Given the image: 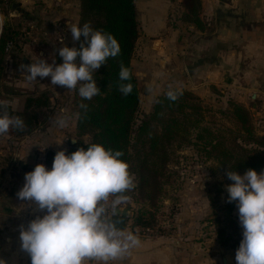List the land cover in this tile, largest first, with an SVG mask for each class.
<instances>
[{
    "label": "rangeland",
    "instance_id": "rangeland-1",
    "mask_svg": "<svg viewBox=\"0 0 264 264\" xmlns=\"http://www.w3.org/2000/svg\"><path fill=\"white\" fill-rule=\"evenodd\" d=\"M147 1L135 0L139 36L132 67L140 97L137 123L145 114L151 113L156 100L166 96L169 91L190 92L204 116L199 128H211L214 135L225 137L222 141L226 147L234 149V140H229L231 135L225 136L221 132L236 129L228 114L232 106L227 100L253 109L252 112L258 110L259 106L253 105L251 96L257 94V99L264 100L263 87L257 78L258 69L255 67L258 54L261 53L259 45L247 41L243 49L235 50L236 41L243 34H251L257 31L255 28L259 24L264 25V0H201L203 12H207L205 22L210 24L206 30L209 35H203L212 39L215 36L213 32L218 28L220 35L216 37L215 44L222 40L230 47L228 52L216 54L215 64L203 62L210 49L207 42L199 40L194 45L188 43L191 37L187 36L182 27L187 24L180 20L181 0H151L149 5ZM19 2L18 12L14 15L9 13V18L13 21L8 22L5 20L6 10L1 11L0 1V29L2 26H11L20 39L17 48L13 47L6 55L3 64L0 103L20 112L28 97L46 94L50 106L45 111L48 119L33 132L19 139L8 133L0 136V264H31L29 253L21 247L20 231L22 227L27 228L32 220L46 214V210L40 209L35 202L18 198L17 193L25 183V174L38 164H44L50 170L45 161L49 152L65 150L67 154L70 146L89 140L87 135L79 137L74 133L75 111L79 99L77 89L68 90L52 85L50 77H37V80L29 81L27 73L21 68L24 65L23 58L26 65L42 58L50 64L62 63L59 49L65 45L76 47L78 42L73 40L68 25L81 23V3L60 0L59 6L54 0ZM157 9H160L159 15L153 13ZM62 12L66 16H61ZM150 12L158 19H149L150 15L148 18L147 13ZM172 12L175 13L176 21L171 25L166 20ZM215 12L218 25L213 29L210 17ZM27 14L30 16L29 20L25 18ZM47 16L49 19L46 21ZM220 20H224L223 23ZM261 61L264 66V61ZM196 62L203 63L196 66ZM258 92H261L260 96ZM262 104L264 105V101ZM260 115V122H256L260 132L256 135L262 137L264 112ZM60 117H67L64 127L56 123ZM196 132L192 135L191 144L183 142L173 148L166 177L160 179L163 193L158 205L164 206L166 212L171 207L177 208L179 214L173 221L168 219L170 216L167 214L158 215L157 226L146 230L150 234L136 235L141 241L128 252L126 262L129 258H132L130 264H136L134 258H160L156 264H163V261L167 264L172 259L177 264H223L224 249L225 254H230L233 258L232 264H236V250L231 247L225 249L215 237L217 225L213 216L218 212L217 209L224 205L228 207L230 202L226 186L232 181L226 175V166L224 169L212 154L209 158L205 157L194 145ZM232 152L236 155L235 151ZM248 153L252 155L250 151ZM230 160L235 161L234 158ZM217 180L223 186L220 193L213 190L212 186ZM127 200L121 199L119 205L128 203ZM132 201L135 211L146 206L139 197L132 198ZM110 206L112 201L108 198L104 208ZM232 217L242 233L236 203ZM124 256L110 260L107 264H127ZM85 264L104 262L89 259Z\"/></svg>",
    "mask_w": 264,
    "mask_h": 264
},
{
    "label": "trees",
    "instance_id": "trees-1",
    "mask_svg": "<svg viewBox=\"0 0 264 264\" xmlns=\"http://www.w3.org/2000/svg\"><path fill=\"white\" fill-rule=\"evenodd\" d=\"M194 1L197 3L198 0ZM79 2L83 9L80 25L89 23L94 29H102L114 35L120 44V53L116 57L108 58L106 63L93 73L100 93L90 100H84L79 96L75 111L74 133L79 137L87 135L89 140L70 146L67 154L93 143H101L106 148L122 151V159L127 161L134 177V187L124 193L110 195L109 198L111 201L117 197L128 199L127 201L131 203L132 198L139 197L146 205L133 213L131 220L133 228L154 229L157 226L158 215L167 214L170 216L168 219L173 221L179 214L177 208L171 207L166 212L164 206L158 205L163 193L160 179L166 177V168L172 158L173 148L183 142L191 144L192 135L196 130L194 145L204 153L205 157L212 154L214 159L221 162V166L227 167V172L236 171L241 175L248 169L264 172V136L256 135L260 131L256 125L253 109L250 110L246 106L227 100L232 106L228 114L236 129L221 132L225 136L231 135L229 140H234V149L226 147L222 141L225 137L220 134L214 135L211 128L206 126L199 128L204 116L200 105L190 92H178L175 100H170L167 95L159 97L151 113L145 114L137 123L140 97L138 81L132 67L139 36L135 0H79ZM198 14L200 10L197 14H193V21L188 18L187 22L200 23ZM17 36L18 34L6 29L0 38V81L7 46L12 43L17 47L19 45ZM82 40L83 37L77 42V48L81 46ZM206 42L212 51L209 53L211 56L214 52L212 48L217 45L214 39H208ZM228 48L230 47L224 50ZM121 66L127 68L130 73L127 81L119 79ZM122 83L131 84L132 91L128 95H124L119 90ZM256 103L253 101V105ZM81 104L87 105V108H81ZM0 106H2L0 114L6 112L23 120V128H10L11 131L8 132L9 135L19 139L38 129L48 119L45 111L49 109L50 103L46 94H43L39 97H28L20 112L14 111L11 106L4 103H0ZM232 151H235L236 155ZM249 151L252 155L248 153ZM55 154L49 152L46 155V165L50 168ZM232 158L235 161H231ZM214 183L213 190L220 193L223 188L221 181L217 180ZM211 191L212 187H210ZM235 203L233 201L228 207L224 205L217 209L218 212L213 216L217 225L215 231L217 241L237 251L242 233L232 217ZM107 210L105 209L104 215ZM110 211H113V208Z\"/></svg>",
    "mask_w": 264,
    "mask_h": 264
},
{
    "label": "clouds",
    "instance_id": "clouds-1",
    "mask_svg": "<svg viewBox=\"0 0 264 264\" xmlns=\"http://www.w3.org/2000/svg\"><path fill=\"white\" fill-rule=\"evenodd\" d=\"M68 28L74 41H80L81 37L83 40L79 48L65 45L59 49L62 63L50 64L42 58L21 68L29 81L50 77L52 85L77 89L82 99L90 100L100 93L93 73L108 58L120 53V44L114 35L94 29L89 23H73ZM129 78L128 69L121 66L119 79ZM119 90L128 95L132 86L122 83ZM178 94L169 91L167 96L175 100ZM80 107L86 109L87 105ZM56 123L64 127L67 117L58 118ZM23 127L21 118L6 112L0 114V136L6 135L10 128ZM122 156L120 150L93 143L70 154L60 150L50 170L38 164L25 174L18 198L33 201L46 210L45 215L20 231L21 247L29 253L31 264H85L89 259L107 264L139 245L135 234H125L103 219L104 203L109 196L134 187L129 164ZM226 175L232 181L226 186L228 201L236 202L243 229L236 264H264V172L248 169L243 175L236 171H228ZM120 203L119 197L114 199L113 210Z\"/></svg>",
    "mask_w": 264,
    "mask_h": 264
},
{
    "label": "flooded vegetation",
    "instance_id": "flooded-vegetation-1",
    "mask_svg": "<svg viewBox=\"0 0 264 264\" xmlns=\"http://www.w3.org/2000/svg\"><path fill=\"white\" fill-rule=\"evenodd\" d=\"M0 1L2 2L1 11L4 12L6 10L5 12H7L6 15H5L6 16V19L5 20L8 21V22H10V21L12 22L13 20L9 18V13H13V15H14L16 12H18V6L20 5L19 0H0ZM75 1H76V3H78L79 0L78 1L75 0ZM54 3L56 5H59L60 6V0H54ZM181 5H182V7L179 8V9L182 10L180 12V14H181L180 15V20L181 21H184L187 25H189V26H187V25L182 26L183 29L186 31L187 36L188 37H191V39H190V41L188 43L194 45V44L199 43V40H204V42H206V40L210 39V36L203 35L205 33H207V34L209 33V32H206V30L208 29V27L210 26V24H208V23L205 22L206 21V18L205 17H206L207 12H203L204 11L203 10L204 8L202 7L201 0H198L197 3L195 1L193 2V0H181L179 7ZM199 10H200V14L203 13L201 15L198 14V19H199V22L200 23H195V22L194 23H189V22H187V20H189V19L192 20L194 18V15L193 14H197V12H199ZM220 12H222V11L220 10ZM21 15L25 16V13H22ZM170 15L171 16L166 21L167 22H170L171 25H172V23L176 21V16H175V13L174 12H172ZM61 16H63V17L66 16L65 15V12H62L61 13ZM25 18H27L29 20L30 19V16H28V14H27V16ZM210 18L212 19L211 20L212 28L213 29H216L217 28V25H218V20H217L216 12L215 13H212V16ZM48 19H49V17L47 16V18L45 20L47 21ZM223 21L224 20H222V21L220 20V22H222V23H223ZM6 29L12 31L11 26H7V25L6 26H2V29H0V38H1L4 30H6ZM12 32H14V31H12ZM213 33L215 34V36L212 35V36H214L212 39L215 40V39H217L216 37H218V34H219L218 28H217V31H215ZM14 34H16V33L14 32ZM17 39H19V38H17ZM215 45H217V46H215V47L212 48V50L214 52L211 54V56L208 53L207 54V57L205 58V60H203V62L205 64H206V62L215 63L216 62V54L218 52L220 53L221 51H223L225 49L224 48V45H221V44H215ZM13 47H14V49L17 48L16 45H14L12 43L9 44L7 46V49H6V54H9V51ZM203 62H196L194 65L201 66ZM22 63L24 65H26V63H27L24 58L22 59ZM130 204H131L130 202H128V203L125 202L124 205H117L116 208H115V210H113V211H110L112 209V206H110L108 208H105V209H108V210H107L106 214L104 215L106 217L103 216V219H105L106 222H110L111 223V218L114 215V213H115L116 210H118V209H128L127 225H126L125 229L122 232H128V233L129 232H132L133 234L139 235V236L147 235V233L150 234V232H147L146 231L147 229H145L143 227H134L133 228V224H132L131 220H132V217H133V213L135 212V209ZM223 247L226 249L225 246H223Z\"/></svg>",
    "mask_w": 264,
    "mask_h": 264
},
{
    "label": "crops",
    "instance_id": "crops-1",
    "mask_svg": "<svg viewBox=\"0 0 264 264\" xmlns=\"http://www.w3.org/2000/svg\"><path fill=\"white\" fill-rule=\"evenodd\" d=\"M150 2H151V0H148L147 1V4L149 5ZM159 10L160 9H157V11L156 12H153V13L159 15V13H158ZM153 13H151V12L150 13H147L148 14L147 15L148 18H149V15H150V18L149 19H158L157 16L155 14H153ZM164 26H163V28H164ZM255 29H257V31L256 30L253 31L252 32L253 34L252 33L251 34H247V33L246 34H243L236 41V45L237 46L235 47V50H238L239 51V50L243 49L244 48L243 46H245V43L247 41H253L255 44L259 45L258 50H260L261 53L258 54V58H257L258 60L256 62V66L255 67H256V69H258V77L257 78L261 81V84H262V87H263V93H264V66H262L263 63L261 61V60L264 61V25H260L259 24V26H257ZM254 32H256V33H254ZM218 35H220V32H219ZM220 41L221 42H219V44L224 45V48L228 47L227 42L222 41V40H220ZM260 46H261V48H260ZM232 48H234V47H232ZM225 51L228 52L227 50H223V51L220 52V54L223 53V52H225ZM210 52H211V50L209 49L208 50V53H210ZM210 64H214V63H210ZM258 93H259V96H260L261 95V92H258ZM251 100L254 101L255 99H252V96H251ZM262 101H264L263 98H259V99L256 98V102L257 103L254 104V105H258L259 106V109L255 111L256 113L253 111V114L255 115V121L256 122H258V121L260 122V119H261V115L260 114L262 112H264V105L262 104ZM262 130L264 131V129H262ZM236 208H237V204H236ZM124 233L127 234L128 232H124ZM127 254H125V256H124L125 257L124 258L125 259V263L130 264L132 262V260H131L132 258H129L128 262H126V260H127L126 257L128 256ZM134 259L136 261V264H156L158 262L157 260H160V258H157V260H156V258H134ZM173 262L176 263L174 261V259H172V260H169V262L167 264L173 263ZM163 264H164V261H163Z\"/></svg>",
    "mask_w": 264,
    "mask_h": 264
},
{
    "label": "water",
    "instance_id": "water-1",
    "mask_svg": "<svg viewBox=\"0 0 264 264\" xmlns=\"http://www.w3.org/2000/svg\"><path fill=\"white\" fill-rule=\"evenodd\" d=\"M144 91V90H143ZM257 94L252 95V99H256ZM127 215H128V209H118L115 211L114 215L111 218V223H114L115 226L123 231L127 225ZM222 261L223 264H232L233 258L230 254H225V250L222 249Z\"/></svg>",
    "mask_w": 264,
    "mask_h": 264
}]
</instances>
